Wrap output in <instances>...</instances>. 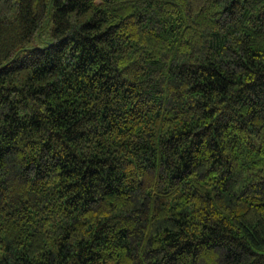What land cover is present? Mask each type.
Segmentation results:
<instances>
[{"label": "trees", "instance_id": "1", "mask_svg": "<svg viewBox=\"0 0 264 264\" xmlns=\"http://www.w3.org/2000/svg\"><path fill=\"white\" fill-rule=\"evenodd\" d=\"M0 264H264V0H0Z\"/></svg>", "mask_w": 264, "mask_h": 264}]
</instances>
